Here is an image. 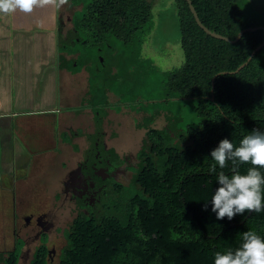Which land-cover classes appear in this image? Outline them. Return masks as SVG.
I'll return each instance as SVG.
<instances>
[{"label":"trees","instance_id":"trees-1","mask_svg":"<svg viewBox=\"0 0 264 264\" xmlns=\"http://www.w3.org/2000/svg\"><path fill=\"white\" fill-rule=\"evenodd\" d=\"M191 2L203 26L230 41L256 30L236 43L212 37L186 0H174L184 63L163 72L142 57L155 28L150 0H73V29L59 38L60 52L74 57V71L89 72L92 108L123 95L120 104L145 113L147 133L131 184L114 183L109 201L75 218L59 264H214L216 251L239 246L240 233L264 235V211L217 219L210 199L219 185L209 171L222 139L239 145L264 130V47L249 61L264 41V16L249 0ZM138 91L150 95L139 99ZM161 115L168 125L151 127ZM2 262L19 264V251ZM29 264L47 261L37 256Z\"/></svg>","mask_w":264,"mask_h":264},{"label":"crops","instance_id":"crops-1","mask_svg":"<svg viewBox=\"0 0 264 264\" xmlns=\"http://www.w3.org/2000/svg\"><path fill=\"white\" fill-rule=\"evenodd\" d=\"M71 6L45 0L30 13L0 14V178L32 172L33 159L42 162L57 148L81 155L84 149L74 140L86 141L97 130L95 124L94 130L77 125L96 115L88 98L89 72L74 71L73 57L59 50L61 28L65 21L73 25ZM45 191L41 186L38 193Z\"/></svg>","mask_w":264,"mask_h":264},{"label":"rangeland","instance_id":"rangeland-1","mask_svg":"<svg viewBox=\"0 0 264 264\" xmlns=\"http://www.w3.org/2000/svg\"><path fill=\"white\" fill-rule=\"evenodd\" d=\"M153 7V16L155 21V28L147 38L143 50L142 57L144 59H150L154 64L163 72L172 71L180 67L184 63V53L180 44V29H179V20L176 10V5L174 0H150ZM256 11L260 12L264 16V0H249ZM68 4L72 3L73 0H67ZM74 10H68L71 13ZM67 11V12H68ZM79 11V10H78ZM73 29L71 22L68 24L65 21V27L61 28L62 33L61 37L66 39L70 30ZM74 58V57H73ZM87 85L86 81H84ZM77 88V84H75ZM73 85L71 88H75ZM86 87V86H85ZM125 91L124 89H122ZM155 94L157 92H154ZM141 94L139 97H147L150 95L148 91L135 93ZM77 95V93H76ZM73 96V94H71ZM123 96V95H122ZM120 95H110L109 101L99 102L94 106L93 110L95 113H100V115H95V119L89 120L87 118L78 121L77 125L85 124L86 127H81L80 129H93L96 120L99 119V126L91 135L90 138L85 140H77L76 145H81L85 153L90 152L93 148L94 143L97 141V134L102 142L107 143L109 148L114 149V156L116 157L117 153L121 159H123V169H129L125 174L121 173L117 177V182L121 183L124 186H129L135 177L134 170L139 164L138 155L143 149V142L146 137L147 130L144 127V117L145 113H137L134 106L126 104L123 106L120 104L121 97ZM127 96V94L125 95ZM126 100H132V95L125 97ZM191 107V105L189 106ZM175 112L178 111L177 106H173ZM136 111V112H135ZM106 112V116H102ZM191 110L187 109L182 111L185 116L189 119L192 118ZM107 114L109 116H107ZM93 115H90V118ZM107 117V118H106ZM83 121V122H82ZM168 125V121L164 115H161L155 119L151 127L157 129H164ZM92 126V127H91ZM100 127V128H99ZM86 133V132H85ZM65 151L52 153L45 156L44 161L31 162V167L34 170L31 172V169L24 170L25 173L23 176H20L16 179L10 180L8 177L0 178V189L3 188L5 192H8V202L5 207V214L7 224L12 223V214L9 210V206L12 203V192L15 193L17 199V208L20 216L17 217V222H21L23 215L32 214L39 215L41 213H46L47 218L51 219L55 225L53 230L48 234L49 241L48 247L50 250L56 249L57 256L54 261H47V264H59L60 262V252L62 248L66 246V231L70 228L72 221L82 213L81 209H76L74 203L67 200L63 192V182L69 176L70 171H72L79 161H83L84 154L81 155H70ZM81 156V157H80ZM129 160V163L125 159ZM26 171V172H25ZM41 182V183H40ZM113 182L109 183L108 188H113ZM44 188L48 193L40 194L38 190ZM108 191H105L103 197L105 200L103 202L109 201L111 196H107ZM10 214V215H7ZM10 216V217H9ZM9 219V220H8ZM5 220L2 222L4 223ZM24 223V222H23ZM22 223L21 227L16 226V231L18 229V234L23 238L28 240V245L31 247L30 252L37 248L40 243L35 241H30L34 239L36 229L31 230L27 228L26 225ZM6 224V225H7ZM2 225V224H1ZM7 226L1 229V240H0V252L4 256L9 253L10 250L14 247V236L8 240L7 236ZM25 254L21 258L19 264H29L31 259L28 257L25 259ZM30 259V260H29Z\"/></svg>","mask_w":264,"mask_h":264},{"label":"clouds","instance_id":"clouds-1","mask_svg":"<svg viewBox=\"0 0 264 264\" xmlns=\"http://www.w3.org/2000/svg\"><path fill=\"white\" fill-rule=\"evenodd\" d=\"M45 0H0V14L30 13L43 6ZM214 162L209 171L216 176L218 187L211 195L212 211L217 219L231 220L240 214L264 211V130L253 129L243 136L239 145L222 139L211 151ZM231 165L230 173L224 169ZM250 164L241 172V164ZM219 169V171L217 170ZM214 264H264V235L249 229L240 233L235 249L216 251Z\"/></svg>","mask_w":264,"mask_h":264},{"label":"flooded vegetation","instance_id":"flooded-vegetation-1","mask_svg":"<svg viewBox=\"0 0 264 264\" xmlns=\"http://www.w3.org/2000/svg\"><path fill=\"white\" fill-rule=\"evenodd\" d=\"M107 116L109 115L107 114ZM99 122V119H97V127L99 126ZM98 134L96 137L97 141L94 143L93 148L88 153H85V151H83V161H79L77 163V166L72 171L68 172L69 176L63 182L64 196L67 198V200L74 203L76 209L82 210L81 214L86 215H89L92 212L95 213L96 210L100 208L101 203L103 202V200H105V196L103 197V194L105 193V191H108V193L110 192V187L108 188L109 183L113 181L114 183H119L117 182L118 175L121 173L125 174L129 170L123 169V165L125 164V162L123 163V159H121V157L117 153H115V157L114 149L109 148L107 146V143L102 142ZM55 151H57V153H59L60 155V149L57 148L55 149ZM137 158L139 164L134 170L135 174L140 166L139 157ZM125 161L129 163V160L127 158L125 159ZM108 195H106V197ZM8 196V192H5L3 188L0 189V233L1 229L7 226L6 231L8 240L10 241L12 236H14L15 242L13 249L9 251L7 256H4V254L0 252V264H3L2 261L6 260V258H8L10 254H14L18 251L19 262L21 261L23 254H25L26 256L25 259L29 257L31 261H33L37 256L41 257L45 261H54L57 256L56 249L54 248L53 250H50L48 247V234L55 227L53 221L47 218L46 213H41L37 216L32 214L23 215L21 222H17V217L20 215L18 213L16 195L14 192H12V203L8 208L9 210H11L12 214L7 215L13 217L12 223L8 225L7 221L5 220V210L7 207H5V205L10 202ZM3 220H5L4 223L2 222ZM22 223L31 230L36 229V233L34 234L35 237L34 239H30V241L36 240V242H39L40 245L31 252V247L28 245V240L23 239L18 234V229L17 231L15 229L16 226L21 227ZM64 248H62L60 252V257Z\"/></svg>","mask_w":264,"mask_h":264},{"label":"water","instance_id":"water-1","mask_svg":"<svg viewBox=\"0 0 264 264\" xmlns=\"http://www.w3.org/2000/svg\"><path fill=\"white\" fill-rule=\"evenodd\" d=\"M188 3H189V6H190V8H191V11H192V13L194 14V17H195V19H196V21H197V23L199 24V26L207 33V34H209V35H211L212 37H215V38H218V39H222V40H226V41H230L229 39H227V38H225V37H222V36H220V35H218V34H216L215 32H211L209 29H207L205 26H203V24L201 23V21L199 20V17H198V15H197V13H196V11H195V8L193 7V5H192V2H191V0H186ZM254 30H256V28H248V29H245V30H243V31H241L240 33H239V35L237 36V38L234 40V41H230V42H233V43H236V42H238L240 39H241V37L243 36V34L245 33V32H247V31H254ZM264 47V41H263V43L253 52V54L251 55V57H250V59H249V61L252 59V57L254 56V54H256L260 49H262ZM244 67V65L241 67V68H243ZM251 213H249V215H250ZM244 223V222H243Z\"/></svg>","mask_w":264,"mask_h":264}]
</instances>
